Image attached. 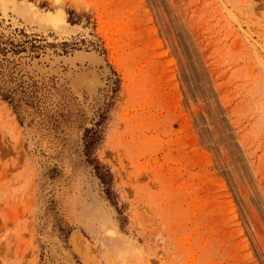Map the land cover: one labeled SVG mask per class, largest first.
Instances as JSON below:
<instances>
[{"label": "rangeland", "instance_id": "374dc122", "mask_svg": "<svg viewBox=\"0 0 264 264\" xmlns=\"http://www.w3.org/2000/svg\"><path fill=\"white\" fill-rule=\"evenodd\" d=\"M0 264H264V0H0Z\"/></svg>", "mask_w": 264, "mask_h": 264}]
</instances>
